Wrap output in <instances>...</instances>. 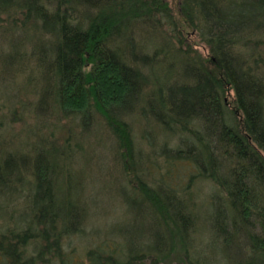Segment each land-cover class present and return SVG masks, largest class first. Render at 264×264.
<instances>
[{"label": "trees", "instance_id": "obj_1", "mask_svg": "<svg viewBox=\"0 0 264 264\" xmlns=\"http://www.w3.org/2000/svg\"><path fill=\"white\" fill-rule=\"evenodd\" d=\"M179 10L210 46L208 57L158 37L161 22L184 43L168 0H0L7 22L0 33L11 34L0 64L28 83H36L34 73L51 77L42 105L52 97L83 128L100 113L136 165L128 118L154 123L167 137L151 156L164 161L157 185L132 190L149 224L132 225L125 243L104 235L81 260L69 246L84 231L85 213L83 183L65 166L69 145L38 140L28 158L0 151V264H123L166 254L173 233L185 247L175 264H264V67L247 51L264 34V0H181ZM139 22L153 33L137 40ZM144 130L141 139L157 150ZM178 167L188 172L182 187L173 183ZM198 180L211 183L204 215L190 191ZM199 219L208 240L195 247Z\"/></svg>", "mask_w": 264, "mask_h": 264}, {"label": "rangeland", "instance_id": "obj_2", "mask_svg": "<svg viewBox=\"0 0 264 264\" xmlns=\"http://www.w3.org/2000/svg\"><path fill=\"white\" fill-rule=\"evenodd\" d=\"M168 1L174 16L180 22L178 30L184 32V43L181 42V45L171 33L168 25L164 26L161 22H159L161 26L158 27V30L155 29L158 37L161 39L166 37L172 41V46L175 49L182 46L184 50L191 51L192 56L197 51L204 58L208 57L210 46L201 40L198 31L187 24L179 10L181 0ZM0 19H2L0 22V28H2V25L7 24L6 16L1 15ZM152 21L156 22V19H152ZM146 24L149 23L139 22L133 27L137 40H140L139 36L152 32L151 24L150 26ZM1 34L0 56L3 57V54L10 52L6 43L11 34ZM259 37H261L259 42L250 41L247 51L251 50L254 56L258 54L260 65L264 67V34ZM142 43L146 44L144 41ZM0 69V151L6 152V154L16 151L28 158L29 155H33L30 145L35 144L38 140L45 141V139L48 140L47 143L51 144L52 142L61 149H65L68 145L70 147V150L66 152L65 166L71 170L76 179L83 183L79 202L85 211L82 219L83 233L69 239V246L76 257L79 260L86 259L87 250L98 247L104 240V235L112 236L111 234L114 233V237L125 243L128 237L125 234H128L132 225L149 224V221L142 220L145 215L143 199L133 191L143 192L145 188L152 189L157 185L155 178L158 179L162 171L158 172L157 169L159 164L160 168L164 165V161L160 157L154 164L151 156L152 154H161L160 145L167 140L166 135L161 132L159 127L154 123L141 122L136 115L127 119L132 129V136H134L136 158L140 162L137 165L133 164L126 154L127 148L124 143L120 139L121 146L119 145V138L107 126L105 118L100 113L93 112L95 116L87 124L89 127L83 128L80 117L65 116L52 97L46 105H42L45 87L52 84L51 77L47 76V82H45L41 81L37 73H34L37 83L35 87V79L28 83L29 79L25 78L24 74L10 73V69L7 67L2 68L1 66ZM2 69L9 70V72H2ZM39 79L40 81H38ZM226 97L230 102L229 106L233 107V100H235L233 89H229ZM145 128L149 131L148 135L153 140L155 139L157 150L146 145L147 143L141 139V134L146 132ZM168 139L172 143L176 142V139L170 135H168ZM70 152L74 153L69 154ZM183 169L178 167L172 173L177 180L174 179L173 183L181 187L187 184L188 177V172ZM190 191L196 193L197 197L194 202L200 203L204 215L207 197L212 192L211 183L198 180ZM164 217L166 218L165 214L160 216L162 220H165ZM165 222L174 232L168 219ZM196 227L194 233H191V238L194 240L193 245L198 247L202 240H204L203 242L208 240L205 239L207 238L205 235L207 228L203 219L197 221ZM173 238L172 243L174 242L175 247L168 250L166 254L153 253L145 256L144 259L128 260L123 264H175L182 261L185 257L183 241H178L176 246L177 240H175L174 233ZM240 241L242 242L243 239L241 238Z\"/></svg>", "mask_w": 264, "mask_h": 264}]
</instances>
